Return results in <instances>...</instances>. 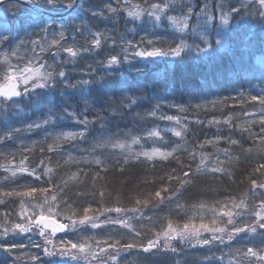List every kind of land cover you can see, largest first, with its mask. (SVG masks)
I'll list each match as a JSON object with an SVG mask.
<instances>
[{
  "label": "trees",
  "instance_id": "1",
  "mask_svg": "<svg viewBox=\"0 0 264 264\" xmlns=\"http://www.w3.org/2000/svg\"><path fill=\"white\" fill-rule=\"evenodd\" d=\"M193 1L82 0L78 10L66 19H48L31 12L29 15L34 16L36 20L38 19L37 24L34 21L26 24L23 28L17 25L11 30L8 39L5 41V47H14L28 32L37 33L32 38L40 39L39 30L45 23H50L53 29L60 24H69L70 38H75L74 42L78 44L81 51L89 49L83 52L81 58L77 59L76 65L68 63V68L71 71H68L66 76L72 84H75L77 80L88 79V76L94 79L97 75L91 71L95 62L103 64L112 56L119 57L120 54L124 53V43L128 40L137 46L152 49V45L147 43V40L151 39L156 42V47L166 50L170 46L179 45L177 38L186 39L188 36L187 47L176 60L165 59L140 64L138 57L130 56L131 63L135 65L131 66L127 73L130 74L131 80L136 78L142 81L143 78L139 79L138 75L144 69L147 72L154 70L171 74L173 77L171 82L161 78L158 83H155L154 90L159 88L163 95L167 94L171 98L179 99L182 106L175 105L166 110L157 108V113L173 114V111L182 109L180 112L183 111V114L187 116L196 115L197 117H193L192 121L189 120L188 123H185L187 134L184 148L186 149L182 148L183 150L171 158L131 162L126 161L122 154L119 156L118 153L109 149L92 148L97 141H104L109 137L111 140L125 139L120 138L122 137L121 133L127 131L130 133L131 130V133L133 135L138 134L137 139L141 140V134L144 133L138 132L140 128L148 131L152 127H160L156 120L147 121L151 117H145L142 114V110L150 109V107L143 108L138 105L130 106V109L127 108V101L136 97L124 94V91L130 90L126 88L127 83L125 87L123 82L120 83L119 88H117L119 85L116 84L114 87L112 86L110 79L114 83L113 79L116 76L119 77V74L111 71V74L109 72L98 74L102 85L107 90L98 89V86L90 83L83 85L85 90L82 92L87 95L85 98L89 96V101L93 102H89V105L82 104L83 108L88 107V117L94 119V127L87 134L88 138L94 142L90 147L89 143L84 141L81 145L72 141H68V143L58 142L56 139L58 135L49 136V133L45 135L48 128L43 130L45 132L43 134L38 133L40 131L38 129L29 135L18 133L17 136L10 135L6 139H0V234H2L0 235V245L5 246L0 247V264H34L30 256L39 257V264H58L62 261L59 255L47 256L45 254L44 249H52L53 245L48 244L46 238L40 234L34 235L33 232L39 231L37 228L39 225H31V231L27 232L14 229L15 224L25 222V216L21 214L20 209L28 207L31 202L20 200V198H10L5 193L25 190L26 187L24 186L47 188L49 191L45 194L48 195H41L42 193L38 192L37 199L55 195L57 199L51 203L56 208L57 213L78 220L82 217L85 207L92 209L89 213H94L99 209L102 211L103 208H111V206L116 205L121 207L135 206L133 204L135 200L143 196L139 195L142 190L148 188L150 190L152 186L157 187V183L164 187L170 184L169 181H174V175L169 172V167L171 171L175 172L177 168L181 172L183 170L190 172V175L180 176V182L177 184L175 182L176 185L171 192H162L163 195L168 196L169 202L167 201L166 204L160 206L159 210L150 216H144L142 224L137 223L139 236L136 235L129 241L128 238L132 236L122 232H118V234L113 232L116 237L112 240L120 239L122 244L133 242L138 245L128 252L120 253L121 264H127V262L129 264H175L174 256L167 254V252L157 248L150 251L143 250L142 245H146L147 239L152 236V229L155 227L152 219L157 218L159 220L167 213L165 210L167 208L170 217L165 219L184 220V217L176 216L179 211L175 208V204L182 203L189 207L195 197L212 198V203L225 195L236 197L247 192L253 179L260 176V172L264 170L259 168V165L264 163V144L261 143L264 135L262 130L260 131L264 121L261 122L262 119H258L254 122L250 118L251 114H255L258 109L247 106L240 112L241 108L237 106L229 111H221L223 106L227 105V102L224 104V100L227 98L229 101L230 95L228 94L249 88H264V64L260 67L255 61L256 55L264 57V16L257 22L256 19L259 18V15L255 16L251 8L254 4L252 0L248 10L241 8V5L247 4L248 0H212L211 4L214 7L212 10L214 21L212 32L223 14H228L230 24H235L237 27L232 26L228 29L224 48L214 47L212 44L213 47L209 48L207 52H200L196 49L204 48L203 42L193 41L189 38L190 30L176 38H173L176 32L170 30L172 17H175L176 21L186 20L188 28L201 26L198 14H200L202 6L210 3V0ZM219 4L222 7L218 9ZM109 5L117 11H110ZM153 5H157L159 8H153ZM43 6L53 10L68 7L64 4ZM135 7L142 11L141 22H135L128 16V11L133 12ZM234 8H239L240 12L231 11ZM89 10H99L101 15L93 17ZM155 10L162 12L159 20H156V16L159 15L155 14ZM2 12L5 13L4 6L1 7L0 17ZM10 14L14 15L15 12L12 11ZM244 17L250 21H256V24L254 26L250 23L247 24L243 20ZM84 19L89 20L88 26L92 32L89 31L80 35L75 32V24ZM34 24L36 25L34 26ZM172 32L174 33L172 34ZM97 33L101 34L97 37L101 40V44L94 50L91 48L93 47L91 39ZM63 40L66 41L64 38ZM31 47L32 45L26 43L19 52V56L23 59L18 60L17 57L13 56L10 58L11 64H25L33 56L30 53L32 52ZM135 50L136 48L132 47L127 52L134 53ZM7 67L8 64L0 56V73H3ZM73 69L75 71H72ZM121 69L124 70V68ZM135 69H140V71H135ZM108 80L110 81L108 82ZM166 82L169 84L164 85ZM131 83L132 81H129V84ZM60 91H62L61 87ZM57 96L55 102L59 99L58 93ZM60 98H62L61 95ZM198 98H201V102ZM50 102L55 104L52 100ZM28 108H33V110L27 113L28 120L25 121H30L31 115L35 120L43 117L42 108H35L32 105ZM58 108L56 105V109ZM58 111L60 112V109ZM118 127H121V131L117 130ZM9 130L11 128L6 125L0 130V134L9 132ZM97 131L102 134L99 140H97L96 135L93 136L94 133L97 134ZM130 136L131 134L127 136V140ZM12 137H15L16 141L12 140ZM208 141L212 143H209L210 146L207 147L214 146L215 153L217 152L219 156L210 158L209 163H207V168L210 167V169H207V172L194 171L198 164L197 148L201 149L202 145L205 146L203 142ZM232 141H237V143L233 144ZM177 142L174 138L172 144ZM154 143L157 144L158 142L154 140ZM50 145L52 146L51 149L49 148ZM26 154L30 157L33 156L35 161L32 163H35V167L41 163L43 166V160L47 162L51 172H45L47 169L44 168L41 171L38 170L39 172L43 171V175L37 176L31 172L9 173L6 168L9 161L15 156L22 155L23 157ZM97 160L101 163L97 164ZM177 160L179 161L177 162ZM216 168H219L220 171L214 172L213 169ZM73 175H75L74 179L71 178ZM156 178L160 181L155 182ZM185 180H190V182L184 183ZM255 199L254 197L251 200L250 196L247 198L248 202L253 201L254 203ZM149 208L147 207V209ZM253 212L254 208L250 207L246 214L251 218ZM5 229L8 230L5 232ZM94 231L93 236L97 241L109 239L104 229ZM88 236L86 233L83 238ZM13 245L17 247L12 248L11 252L8 251L7 248ZM193 253H198V250L193 251ZM17 256L22 257V259L16 260Z\"/></svg>",
  "mask_w": 264,
  "mask_h": 264
},
{
  "label": "rangeland",
  "instance_id": "2",
  "mask_svg": "<svg viewBox=\"0 0 264 264\" xmlns=\"http://www.w3.org/2000/svg\"><path fill=\"white\" fill-rule=\"evenodd\" d=\"M211 1L212 0H210V3H208L207 5H203L201 8L200 14H198L201 26L183 28V24L186 20L177 21V23L170 21L171 22L170 30L176 32L173 38L180 37L181 34L190 30L191 34H189V38H191L193 41L203 42L204 48L207 47V44L205 43V41L214 44V47L217 46L219 48H224L225 47L224 41L227 40L228 29L232 26L233 27H237V26H235V24H232V25L230 24V21L228 19V14H223V16L227 18L228 23L225 24L223 22V20L221 19L222 17L221 15L217 26L214 28L212 32L213 22H214L212 19V10L214 7L212 6ZM252 1L254 2V4L251 6V8L254 11L255 16L259 15V18L256 19L257 22H259L258 20L262 17L259 13L260 11H264V9L259 8V0H252ZM192 2L194 1L192 0ZM221 7H222L221 4L217 6L218 9ZM139 10H140L139 8H136L133 11L134 13L138 12L140 14L139 16L131 17L133 20H135V22H141L142 11H139ZM155 11H156L155 14L159 15V17L162 15V12H159V10H155ZM4 16H5V13L2 12L1 17H4ZM243 20H245L244 22H246L247 24L250 23L253 26L256 24V21H250L247 17L246 18L244 17ZM34 21L37 24L38 19L36 20L34 17ZM36 24H34V26ZM66 25H69V24H66ZM181 28H183V31L180 30ZM89 31L92 32V30H89ZM174 32H172V34ZM218 37L221 39L220 45L215 44V40ZM51 39H52V36L50 35L48 37V40L50 41ZM64 39H66L65 42L63 39H61L57 45H50L48 43H45L44 51H41L40 48L37 47L35 49V54H33V52H30L36 57V59L34 60V63L36 64V66L39 67L41 64H43L45 66V69L48 71H52L53 69H55L56 71L64 70L65 73H67L68 71H71L68 68V65H69L68 63L76 65L77 59L82 57L84 50L83 51L79 50V53L76 57L70 56V54L64 51L61 46L63 45V46H70V47L76 48L78 44L74 42L75 38L73 37L70 38L69 30L65 32ZM177 39L179 40V44L181 41H183V43L186 45L189 42L188 36L186 37V39H180V38H177ZM124 47H125L124 53L120 54L119 57L117 56L118 59L121 61L120 64L115 65L112 69V71H115L117 72V74H119V77L116 76L113 79L114 83L112 79H110L111 81L108 80V82L110 81L113 87H114V84L119 85L117 88L120 87V83L122 82L125 83L124 87L126 86V83H127L128 85L126 86V88L130 89L128 91L132 92L131 95L136 97V98H130V99L128 98L129 99L127 101L128 103H126L127 108L130 109V106H138V105H141L143 108L150 107V109L142 110V114L145 115V117H151V118H148L147 121L151 122V121L156 120L158 124L160 125V127L158 126H156V128L152 127L148 131L145 129L141 130L140 128V131L138 132L144 133V134H141L142 135L141 140H139L138 138V141H139L138 143H132V140L134 138L137 139V135H138V134L133 135V133H131L132 130L130 131V133L129 131H127L128 133L127 132L121 133L122 137L120 138H125V139L111 140L109 137L108 139H105L104 141L99 140L102 135L101 132L99 131H97L98 135L96 133L93 134V136L96 135L97 140H99L96 143H94L92 139L88 138L89 137L87 135L88 131H91V128L94 127L93 125L94 119H90L88 117L87 115L88 107L83 108L84 106L82 104L86 103L89 105V102L91 103L93 102L91 100L89 101L88 99L89 96L85 98L86 94L82 92L83 90H85L84 87L77 84V81L79 80L75 81L74 85H77L75 88H69L65 84L61 83L59 79H54L53 84L55 85V90L44 89L42 90L41 97L37 98L35 95L30 96L25 93V89H28L29 91H33V92L41 91L40 89L32 88V84L34 83V81H29L28 84H25L21 80L17 79V81L20 84V92L22 93V96H20L19 99L14 100L15 102L10 101L9 103L8 101L2 100L3 103H0V130L4 128V126L6 125L9 128H11V130L14 128L26 129L27 123H31L33 121H43L44 119L47 118L49 102L52 100V102L55 103L53 104L55 105V114L53 115L52 122L50 124H42L40 128H33L30 131L23 130V133L22 131L18 133L29 135L31 132H34L35 130L39 129L40 131H38V133L43 134L45 133L43 132V130L48 128L45 135H48L49 133V136L54 134L55 136L58 135V137H62V134H65L68 132H83L84 135L82 136H77L74 139L60 138L58 139V142L68 143V141H72V142H76L77 145H81V143L84 141L85 143H89V147L91 144L94 143L92 148H96L98 150L109 149L111 151L118 153L117 155L119 156L122 154L126 161H131V162L132 161L140 162V161L154 160V159L160 160V159L171 158L173 155L175 156V154L183 150L182 148H184V145H186L185 137L187 134V131H186L187 128H186L185 123L186 122L188 123L189 120L192 121L193 120L192 118L193 117L196 118L197 116L196 115L187 116L183 114V111L180 112L182 109H177L173 111L174 112L173 114H166L167 112L157 113L158 111L157 108L166 110L167 108L175 106V105L182 106L181 105L182 103L179 99L171 98V96L167 94L163 95L162 94L163 92L159 91L160 90L159 88L154 90V85L155 83H158L159 79L163 78L164 80L171 82L173 77L171 76V74H165V72H162V71L157 72L154 70H150L147 72L146 69H144L138 75V78L139 79L143 78V81L138 80L136 78L134 80H131L129 78L130 74L127 73V71L129 70L131 66H134L135 64L131 63L130 56L136 57L135 52L141 51L144 49H147V50H151V49L137 46L133 44L130 40L124 43ZM132 47L136 48L135 52L134 53L127 52V50H129V48H132ZM91 48H94L95 50L96 47L93 46ZM185 49L181 52L180 56L183 54ZM125 56H127V59H124ZM176 58L178 57L171 56V57H160V58H152V59H140V58L138 59L140 60V64L143 62H146L148 64V62L153 63L154 61H160V60H165V59H169L170 61H173V60H176ZM255 61L260 67H262L264 64L263 63L264 57L256 55ZM18 65L21 69L24 67V64H18ZM49 65H51L52 67H48ZM16 66H17L16 64L12 65L11 68H9L8 66L5 70H3V73L2 72L0 73V86H5L6 82L4 80V76L15 71ZM121 68H124V70ZM72 71H75V69H73ZM91 72L96 73L97 76L94 79L89 78L88 76L87 77L88 79L86 80H89L90 84L98 86V89L103 88L107 90V88H105L104 85H102L101 80L98 76V74L108 72V70L105 67V64L95 62L93 66V70ZM129 81H132V83L129 84ZM169 82H166L164 85H168ZM60 87L64 93L63 96L61 95L62 91H60ZM57 93L59 94V99L55 102V100L58 97ZM262 94H264V88L262 87H257L256 89L249 88L241 92H234V93L232 92L228 94L230 95L229 101L227 98L226 100H224V104L225 102H227V105L226 106L224 105L222 108V111L221 110L220 111L221 112L229 111L230 109L236 108L238 106L239 108H241L240 112H242V109H245L247 106H251L253 108L256 107V109L258 110L255 111V114H251L252 117L250 116V118L254 122L257 121L258 119H262L261 122H263L264 121V104H261L259 100V97ZM60 95L62 96V98H60ZM252 96H257V99L252 100L251 99ZM198 100L199 102H201V98H198ZM30 105L34 106L35 108H38V107L42 108L43 117L38 118L39 120L38 119L35 120L32 118V115H31L30 121H25V120H28L27 113H30L31 110H33V108L32 109L28 108V106ZM56 105L59 107L58 109H56ZM59 109H60V112L58 111ZM73 113L74 115H69ZM32 114L35 115L34 113ZM169 116L173 117V119L168 120L167 117ZM83 120H87L89 121V123L88 124L80 123ZM258 125H260L259 122H258ZM120 129L121 127L117 128L118 131H121ZM242 129H245V128H242ZM261 130L264 135V122H263V126L261 127L260 131ZM152 131L159 132L160 135L159 136L149 135V133ZM176 132H180L181 135L177 136ZM18 133L13 134L11 136H17L19 135ZM129 134H131V136L129 137V140H127L128 139L127 136ZM174 138H176V141H178L176 144L175 143L172 144L174 142ZM109 139L110 141L108 144L107 142ZM12 140L16 141V138L12 137ZM154 140L157 141L158 143L155 144L156 142L154 143ZM262 141H264V139H262ZM204 143L206 147L202 145L201 149L197 148L196 157L198 160V164L194 168L195 169L194 171H197L199 167L201 173L207 172V169H210V167L207 168L208 167L207 163H209L210 158L219 156L217 155V152L215 153L214 146L207 147V146H210L209 143L203 142V144ZM206 143L208 144L206 145ZM117 144H124L125 148L121 149L119 147H116ZM154 150H156L155 154H153ZM145 153L153 154V155H151V158H149V156L145 155ZM162 153H171V155H168L165 158L164 156L161 155ZM33 161H35L33 156L30 157L28 154L23 155V157L22 155L15 156L9 161L6 168L9 171V173L16 174V173L21 172L19 171V168L21 165H23L24 167L28 169L27 173L31 172L33 174H36V176L43 175L42 173L43 171L39 172L38 171L39 169L41 171L42 169L46 168L47 171L45 172L47 173L49 172L48 169H51L49 165L47 164V162H45L44 160H43V163H44L43 166H41L42 165L41 163L40 165H37L36 167H35V163H32ZM178 161L179 160H177V162ZM168 166H171V165H168ZM168 169H169V172H172V174L174 175L173 176L174 181H169L170 182L169 185L162 187L160 186V184L158 185L157 183V187L152 186V188L150 187V190L148 188L146 190H142V192H139V195H143V196H140L141 198H138L137 200H140L141 202H143L144 200H147L148 203L146 205H144L143 203L137 204L136 203L137 200H135V202L133 203L135 204V206H131V207H121L120 205L111 206V208L120 207V208L125 209L126 211L124 213L104 212L103 211L104 209H109V208H103L102 211L101 209H99L94 213H89V215H94L98 217V222L102 224V227L105 233L108 234L109 231H112L117 234L118 232H122L125 235L132 236L128 238V240L131 238H134L138 232L137 223L142 224L144 216H150L153 212H156V210H159L160 206H163L168 201V196L162 194L163 199L160 200L154 196V193L156 191L161 190L162 188L167 189L166 192H171L172 189L174 188V185L180 182V179H179L180 176L184 177L185 173L190 175V172H185L184 170L183 172H181V170H178V168L176 172L173 170L171 171L170 167ZM203 169L204 171H202ZM191 170L193 171V169ZM159 181L160 179L156 178L155 182H159ZM253 181H256L258 185L264 183V170H262L260 172V176H258L257 179L254 178ZM25 190H15V191L7 192V193H12L11 195H9L10 198H20V200H27L31 202L29 203L28 207H24L20 209L21 213H23L22 215L25 216L24 217L25 222H23L24 225L31 226L35 224L33 221L38 219V213L42 210L44 211L45 215L53 216L57 218L58 220H60V222H62L63 224L70 225V221L67 219L66 215L62 216V215H59V213H57L56 208L53 207L54 205L51 203L52 201L51 197L47 198V202H46L45 197H42V199H37L38 192L34 193L30 197H21L16 194L18 192L25 191ZM166 192H163V193H166ZM41 195H48V194L42 193ZM249 196L251 200L254 197L256 198L255 203L253 201L248 202L247 198ZM211 200L212 198L210 199V198L195 197V199L193 198V203L189 205V207H187V205L182 204V203L181 204L179 203V205L175 204V208L177 209V211H179L178 214H176V216H179L181 218L184 217L183 218L184 220L176 221V220L165 219L167 217H170L168 213L169 209L165 208L167 213L163 217H160L159 220L157 218L152 219V223H155V227H153V229L151 228L153 230L151 233L152 236L149 239H147V241L150 239H157L156 233L158 232L162 233L163 231L167 230V224L169 221L173 222L174 227L178 229H182L183 225L189 220H191L197 226L200 224L201 221H203L206 224H210V226L223 227L225 228L226 231H231L232 225L227 224L228 217L222 215V213L225 211L233 212L234 214L233 222L235 224H245L246 225V224L254 223L257 217L253 215L251 218L248 217L246 214V211H248L250 207H253L255 212L260 211L261 202L262 200H264V188H260V187L254 188L251 182V187L244 194H241L236 197H227L225 195L224 197L219 198V200L213 201V203ZM154 201L157 202V204H155ZM241 201L243 202L241 207L239 208L233 207V202H235L236 204H241ZM202 204H203V207H201ZM49 205H51L50 212L48 211ZM147 207H150V208L147 209ZM133 208H139L140 211H137V212L130 211ZM117 217H122L124 220H126L131 225V228L124 229L123 226L120 224L103 225V222L105 221L106 218L115 219ZM213 218H215L217 221L215 225H211L210 223L213 220ZM40 226L41 225L37 226L39 231L33 232L34 235L40 234V230L42 227ZM98 229L100 228L93 229L89 223H85L83 225L77 224L76 226L70 225L68 228L58 231L54 235L51 234L48 230H45V236L43 237L46 238V236L51 234L50 238L52 239L53 244L56 246V248H59L61 241L65 243L68 241L76 242L78 238H83L86 233L89 235L88 237H93V235L95 234L94 230H98ZM117 229L118 231H116ZM81 235L82 237H79ZM114 235L115 234H113L111 239L116 237ZM212 235L213 234L207 230H201L200 239L207 238L211 240ZM218 235H224V234L221 233ZM159 239H160L161 247L157 249L163 252H167V254H170L171 256H174L175 264H264V261H261L259 259V256H264V229H258L257 232L255 233L242 232V233L235 234L232 240H228L227 236H225L223 241L217 239L214 242H212L210 245H206V246L196 244L195 237H188L186 240H183V241L172 240L171 246L174 247L176 251H171L170 248L163 246L165 244V240L162 235L159 237ZM89 243H93V242L89 241ZM106 246L107 245H105V247ZM248 248L254 249L255 251L258 252L259 255L258 256H243L236 251L237 249H240L242 251H247ZM196 250H198V253H193V251H196ZM96 251L99 252V249L97 248ZM109 251H111V249H109ZM128 251L130 250L121 251L120 253H125ZM61 260L62 261L58 264H89V260L83 259V258H81L80 260H72L70 258L61 256ZM103 264H113V262L108 260L105 257Z\"/></svg>",
  "mask_w": 264,
  "mask_h": 264
},
{
  "label": "snow or ice",
  "instance_id": "3",
  "mask_svg": "<svg viewBox=\"0 0 264 264\" xmlns=\"http://www.w3.org/2000/svg\"><path fill=\"white\" fill-rule=\"evenodd\" d=\"M4 3V11H5V16L0 17V56L3 57V60L5 63L8 64L9 68L12 67L11 60L10 58L15 56L17 57L18 60H22L23 58L19 56V52L22 50L23 46L27 43L30 44L34 47L31 48V51L33 54H35V49L37 47L40 48L41 51L45 50V43H48L50 45H57L61 39L65 37V32L68 31L70 28L68 25L65 24H60L58 27L55 29L52 28V25L50 23H45L43 27L40 28L39 30V35L40 39H34L32 38L34 35L37 33L33 32H28L26 33L22 39H20L14 47H5V41L8 39V36L10 35V32L13 28H16L17 25H19L21 28H23L26 24L34 22V17L29 15V13L33 12L35 9L34 8H29L27 7L28 5H33V6H43V5H52L55 6L57 5L56 0H44L42 3L41 0H3ZM75 3L72 2V0H69V2L64 3V5L71 7L72 4ZM251 3V0H248L247 4H242L241 8H244L245 10L249 9V4ZM109 10L112 12H116V9H112L110 5L108 6ZM153 8H159L157 5H153ZM259 8L264 9V0H259ZM12 11L15 12V14H10ZM231 11L233 12H240L239 8H234ZM90 15L93 17H98L101 15L99 10L92 11L89 10ZM264 11H260V15H262ZM140 14L138 12L134 13L132 11H128V16H139ZM160 17L156 16V20H159ZM221 19L225 24L228 23V20L226 17L222 15ZM172 20L174 23H177L176 18L172 17ZM88 19H84L78 24H75V32H77L80 35H83L86 32H89V26H88ZM188 24L187 21L184 22L183 28H187ZM183 28L180 30L183 31ZM71 30V29H70ZM52 36V39L49 41L48 37ZM101 34L97 33L96 36H93L91 39V44L95 47H99L101 44V40L97 37H99ZM43 42V43H42ZM147 43L149 45H152L151 50H141L135 52V56L140 58V59H152V58H160V57H179L181 52L187 47L186 44L183 43V41L180 42L178 46H170L166 50H161L160 48L156 47V42L148 39ZM207 44L206 48H197V51L200 52H207V50L211 47H213L212 43H209L205 41ZM216 45L221 44V39L218 37L215 40ZM64 51L68 52L70 56L76 57L79 53V47L77 46L76 48L70 47V46H61ZM89 49H84V51H88ZM36 59L35 55L31 59H28L24 67L21 69L19 65L16 66V70L11 72L8 75L4 76V80L6 82L5 86H0V97H5L8 100H13L14 97H20L22 96V93L17 90V79L21 80L23 83L28 84L29 81H34L32 84L33 89H40V92H33L29 91L28 89H25V93L27 95H35L37 98L41 97L42 90L47 89V90H55V85L53 84V77L54 79H59V81L63 84H65L69 88H75L77 85H74L70 83L69 78L66 76V73L64 70H59L56 71L53 69L52 71H48L45 69V66L41 64L39 67H37L34 64V60ZM124 59H127V56L124 57ZM120 60L116 56H112L110 59H107L106 62H104L106 69L108 70L109 74H111V71L115 65L120 64ZM48 67H52L49 65ZM135 71H140V69H135ZM90 81L89 80H80L77 81L78 85H89ZM61 95L63 96L64 93L63 91L61 92ZM252 100H256L257 96H252ZM260 103L264 104V94L260 95L259 97ZM0 103H3L2 100H0ZM55 114V105H53L51 102H49V107H48V112H47V118L44 119L43 121H33L31 123L26 124V129H12L9 132H5L3 134H0V139H6L8 136L16 134L22 130H32L33 128H40L42 124H50L52 122V117ZM69 115H74L69 114ZM168 120H172L173 117L169 116L167 117ZM80 123L82 124H88L89 121L83 120ZM84 135L83 132H68L65 134H62V137H57L56 139L60 138H66V139H74L77 136H82ZM149 135L152 136H159L160 133L156 131H152L149 133ZM177 136H180V132H176ZM138 139H133L132 143H138ZM208 143H212L211 141H208ZM233 144L237 143V141H232ZM264 144V141L261 142ZM51 145L49 148L51 149ZM116 147H119L121 149L125 148L124 144H117ZM226 151V150H225ZM156 153V150H154L153 154ZM153 154H147L149 158H151V155ZM162 156L165 158L168 155H171V153H162ZM97 164H100L101 161L97 160ZM260 169H264V163L259 165ZM19 171L21 172H27L28 169L24 167L23 165L20 166ZM49 172H51V169H48ZM197 171H200V168L198 167ZM213 171H220L219 168L213 169ZM15 174V173H14ZM188 174L185 173V176ZM38 178V177H37ZM71 178H75V175H73ZM171 179V178H170ZM190 180H185L184 183H189ZM252 186L255 187H260L264 188V183L262 184H257L256 181H252ZM26 187L25 191H21L16 193L17 195L21 197H30L34 193H47L49 190L47 188H36L33 186H24ZM167 189H161L159 191H156L154 193V196L157 199L162 200V192H166ZM12 193H5V195H11ZM57 197L55 195L51 196V200L55 201ZM45 201L47 202V197H45ZM137 204L143 203L146 205L148 203L147 200H144L141 202L140 200L136 201ZM243 202L241 201V204H236L233 202V207L234 208H239L241 207ZM203 207V204L201 205ZM48 211H51V205H49ZM92 209L89 207H85L83 209V214L82 217L79 218L78 220H73L71 216L67 217V219L70 221L71 226H76L77 224H85L89 223L93 229H103L102 224L98 222V217L94 215H89L88 213L91 212ZM104 212H116V213H124L126 210L120 207H115V208H109V209H104ZM130 211L132 212H137L140 211L139 208H133ZM23 214V213H21ZM103 214V213H101ZM222 215L228 217L227 224L232 225L231 231H226L225 228L223 227H213L210 226V224H206L203 221L200 222V224L197 226L195 223H193L191 220L186 222L183 225L182 229H178L174 227L173 222L169 221L167 224V230L163 231L162 233L158 232L156 233L157 239H150L147 241L146 245L143 246L144 251H150L152 249L160 248V239L159 237L162 235L165 244L163 246L168 247L171 249V251H176L174 247L171 246V241L172 240H186L188 237H195V243L198 245H210L212 242L215 240L219 239L221 241L224 240V237L227 236L228 240H232L235 236V234L242 233V232H250V233H255L257 232L258 229H264V200H262L261 205H260V211L259 212H253L252 215L257 217L256 221L251 224H235L233 222V212L231 211H225L222 213ZM37 225H42L43 227L40 230V235L45 236V230L46 229H51V234H54L58 231L64 230L68 228L70 225L69 224H63V223H57L56 220L52 219L50 216H47L44 214V211H40L38 213V219L33 221ZM216 219L213 218V220L210 222L211 225L216 224ZM115 224H120L123 226L124 229L131 228V225L124 220L122 217H117L115 219L111 218H106L105 221L103 222V225H115ZM14 229H19L21 232H27L31 231L30 226H26L24 224H15ZM8 229H5V232ZM201 230H207L211 232L212 238L211 240L205 238V239H200V233ZM118 231V229L116 230ZM223 233L224 235H218ZM51 234L46 236V241L48 244H53L52 239L50 238ZM2 235V234H0ZM113 235L112 231L108 232L109 239L108 240H103V241H97L96 238L93 237H87V238H78L76 242L68 241V242H60V247L56 248V246L53 244V248H45V254L47 256H63L70 258L72 260H80L81 258L83 259H88L89 264H103V261L105 257L112 261L113 264H121L119 255L121 251H127L131 250L133 248L138 247L137 244L133 242H126V243H121L120 239H115L112 240L111 237ZM139 236V233L136 234ZM89 241H93V243H89ZM105 245H107L105 247ZM0 247H5L4 245H0ZM17 247L15 245L7 248L8 251L11 252L12 248ZM99 249V252L96 251V249ZM111 249V251H109ZM239 254L243 256H258V252L255 251L252 248H248L247 251H242L240 249L236 250ZM103 254V255H101ZM34 264H39V257L36 256H30ZM22 257L17 256L16 260H20ZM259 259L261 261H264V256H259ZM129 264V262H127Z\"/></svg>",
  "mask_w": 264,
  "mask_h": 264
},
{
  "label": "water",
  "instance_id": "4",
  "mask_svg": "<svg viewBox=\"0 0 264 264\" xmlns=\"http://www.w3.org/2000/svg\"><path fill=\"white\" fill-rule=\"evenodd\" d=\"M82 0H75V3L72 4L71 7H67L64 9H59V10H53V9H49L45 6H33V5H28L27 7L29 8H34L35 10L33 12L37 13L38 15L48 18V19H66L68 17H70L71 15H73L79 8L80 4H81ZM4 6L3 0H0V9L1 7ZM17 83V90L20 91V84L18 81H16ZM19 99V97H14L13 100H8L5 97H0V100H5V101H14ZM52 219L56 220L57 223H62L60 222V220H58L57 218L50 216ZM42 226V225H41ZM43 227V226H42ZM51 233V229H46ZM57 233V232H56ZM54 233V234H56ZM53 234V235H54Z\"/></svg>",
  "mask_w": 264,
  "mask_h": 264
},
{
  "label": "clouds",
  "instance_id": "5",
  "mask_svg": "<svg viewBox=\"0 0 264 264\" xmlns=\"http://www.w3.org/2000/svg\"><path fill=\"white\" fill-rule=\"evenodd\" d=\"M41 2L43 3L44 0H41ZM49 2H50V0H49ZM66 2H69V0H56V3L57 4H64ZM72 2H74V0H72ZM262 15H264V13H262ZM53 81H54V77H53ZM124 94L130 96L131 95V92L130 91H124Z\"/></svg>",
  "mask_w": 264,
  "mask_h": 264
}]
</instances>
